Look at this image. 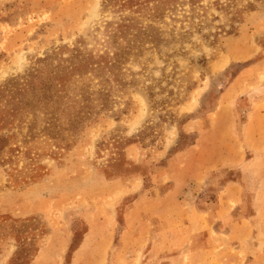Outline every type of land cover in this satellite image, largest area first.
I'll use <instances>...</instances> for the list:
<instances>
[{"label":"rangeland","instance_id":"374dc122","mask_svg":"<svg viewBox=\"0 0 264 264\" xmlns=\"http://www.w3.org/2000/svg\"><path fill=\"white\" fill-rule=\"evenodd\" d=\"M126 1L0 0V264H264V0Z\"/></svg>","mask_w":264,"mask_h":264},{"label":"crops","instance_id":"0c3cea01","mask_svg":"<svg viewBox=\"0 0 264 264\" xmlns=\"http://www.w3.org/2000/svg\"><path fill=\"white\" fill-rule=\"evenodd\" d=\"M256 140V139H255ZM204 143L205 144H200L199 143V146H200V149H199V151L198 152H191L190 150L187 152L188 154H193V155H196V154H198L199 153V155H201V153H203L202 155H204L205 157L206 156H208L209 154H212V152H210V149H209V147H208V144H210L211 142H210V140H208L207 138H204ZM202 146V147H201ZM220 152H225V151H220ZM206 161V160H205ZM196 164V163H195ZM195 164H191L192 166H193V168L191 167V165H188V170L190 171H194V172H197L198 170H196L195 168L196 167H199V166H196ZM207 170V167H205V170L204 171H206ZM199 173H200V169H199V171H198ZM229 187H232V186H229Z\"/></svg>","mask_w":264,"mask_h":264},{"label":"trees","instance_id":"16d2710c","mask_svg":"<svg viewBox=\"0 0 264 264\" xmlns=\"http://www.w3.org/2000/svg\"><path fill=\"white\" fill-rule=\"evenodd\" d=\"M116 0H101V4L105 5V6H109L110 4L114 3ZM130 0H127L125 3H123V5H129Z\"/></svg>","mask_w":264,"mask_h":264}]
</instances>
